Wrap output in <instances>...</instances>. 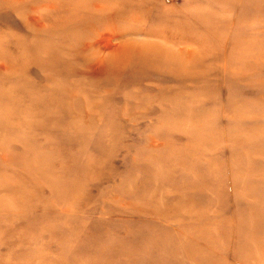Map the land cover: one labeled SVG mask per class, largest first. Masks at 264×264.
I'll return each mask as SVG.
<instances>
[{
    "label": "rangeland",
    "instance_id": "rangeland-1",
    "mask_svg": "<svg viewBox=\"0 0 264 264\" xmlns=\"http://www.w3.org/2000/svg\"><path fill=\"white\" fill-rule=\"evenodd\" d=\"M0 264H264V0H0Z\"/></svg>",
    "mask_w": 264,
    "mask_h": 264
}]
</instances>
